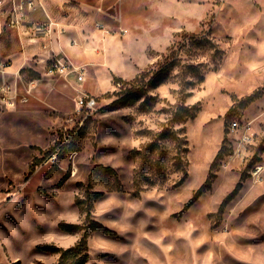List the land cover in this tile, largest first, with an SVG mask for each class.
<instances>
[{"label":"rangeland","instance_id":"374dc122","mask_svg":"<svg viewBox=\"0 0 264 264\" xmlns=\"http://www.w3.org/2000/svg\"><path fill=\"white\" fill-rule=\"evenodd\" d=\"M121 7L84 81L0 75V264H264V0Z\"/></svg>","mask_w":264,"mask_h":264},{"label":"crops","instance_id":"0c3cea01","mask_svg":"<svg viewBox=\"0 0 264 264\" xmlns=\"http://www.w3.org/2000/svg\"><path fill=\"white\" fill-rule=\"evenodd\" d=\"M0 7V59L10 67L5 76H24V72L36 76L46 75V64L57 55L66 56L74 65L92 59L84 52L83 42L93 35L95 25L114 17L116 7L123 0H41V6L26 11L22 25L8 27L13 11V0H3ZM16 1V5L18 0ZM38 23L50 26L42 36H33L29 30ZM73 42L76 44L73 45ZM1 75V74H0ZM59 76V75H58Z\"/></svg>","mask_w":264,"mask_h":264},{"label":"built area","instance_id":"2783aa9c","mask_svg":"<svg viewBox=\"0 0 264 264\" xmlns=\"http://www.w3.org/2000/svg\"><path fill=\"white\" fill-rule=\"evenodd\" d=\"M4 4L3 0H0V7ZM37 6H41V0H18L17 5L16 1L13 0V11L11 13L10 21L8 22V27L11 29H17L22 25V19L25 16L26 11H32ZM2 18V14L0 11V21ZM50 26L47 25V23H38L37 25L33 26L29 32L33 36H42L47 33V29ZM10 67V64L6 61H3L0 59V74L1 76L5 77L6 70ZM72 74H76L78 76L79 81H84V70L77 69V68H71L70 64L67 63L64 59L59 58L57 55L54 54L52 59H50L46 64V75L47 76H70ZM23 89L25 94L21 96L20 100L17 93V87L14 92V96L12 98L13 105L17 104V101L19 100L20 103L26 104L30 101V97H34L32 94V88L30 86H24ZM6 86L3 87V93L5 94L7 92ZM77 104L80 107V109H88L92 110L96 106V101L93 98L87 97V96H79L77 98ZM231 129L233 132H241V136L239 138L240 140V148L248 149L250 145L253 143V137L250 135L248 127H242L241 124L238 122H233ZM237 130V131H236ZM241 152V149H240ZM264 170L263 166H258L254 174L256 176L260 175V173Z\"/></svg>","mask_w":264,"mask_h":264},{"label":"trees","instance_id":"16d2710c","mask_svg":"<svg viewBox=\"0 0 264 264\" xmlns=\"http://www.w3.org/2000/svg\"><path fill=\"white\" fill-rule=\"evenodd\" d=\"M95 230L104 231L105 233H110L109 230L103 228L99 224H96ZM85 248L82 244L64 251L61 257V262L59 264H87L89 256L85 254Z\"/></svg>","mask_w":264,"mask_h":264}]
</instances>
